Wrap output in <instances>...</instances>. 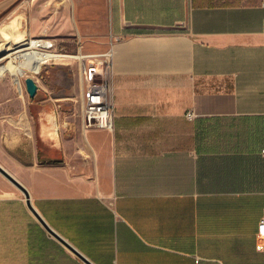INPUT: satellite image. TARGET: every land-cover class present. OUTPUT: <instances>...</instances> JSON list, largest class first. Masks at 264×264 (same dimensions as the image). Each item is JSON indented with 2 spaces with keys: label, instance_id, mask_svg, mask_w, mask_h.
<instances>
[{
  "label": "crops",
  "instance_id": "crops-1",
  "mask_svg": "<svg viewBox=\"0 0 264 264\" xmlns=\"http://www.w3.org/2000/svg\"><path fill=\"white\" fill-rule=\"evenodd\" d=\"M106 1L110 36L123 37L113 126L87 130L106 131L108 145L92 134L89 151H72L54 128L57 106L34 109L35 131L27 104L6 115L0 164L93 264H264L262 0ZM0 264L87 263L9 190Z\"/></svg>",
  "mask_w": 264,
  "mask_h": 264
},
{
  "label": "rangeland",
  "instance_id": "rangeland-1",
  "mask_svg": "<svg viewBox=\"0 0 264 264\" xmlns=\"http://www.w3.org/2000/svg\"><path fill=\"white\" fill-rule=\"evenodd\" d=\"M26 32L34 38L52 42L51 49L59 53L96 56L109 46L107 1L0 0V155L6 156L4 141L9 129L6 115L15 113V109L24 108L27 104H30L34 117L32 125L35 131H38V123L34 109H37L39 104L56 105L59 109V120L54 128L59 131L61 139L70 145L72 151H75L78 145L89 151L86 136L92 134L98 135L95 139L100 150L106 148V131L87 130L84 125L80 66L82 60L90 57H59L49 60L43 63L37 72L27 70L21 82H15L10 71L4 69L5 63L23 52L20 46L27 41L22 38ZM17 38L19 40L16 42ZM27 51L29 50L24 52ZM27 76L34 77L40 86V91L34 98H30L26 90ZM10 105L14 106L13 110ZM30 147L32 149V145ZM81 170L84 178L91 175L90 167H82ZM9 190L18 192L25 198L23 192L0 173V194Z\"/></svg>",
  "mask_w": 264,
  "mask_h": 264
},
{
  "label": "built area",
  "instance_id": "built-area-1",
  "mask_svg": "<svg viewBox=\"0 0 264 264\" xmlns=\"http://www.w3.org/2000/svg\"><path fill=\"white\" fill-rule=\"evenodd\" d=\"M261 3L264 6V0ZM122 39V36L113 34L110 36L109 46L104 52L96 54V56L84 55L90 57L87 60H82L83 62L80 66L84 102V125L86 128H111L113 126L114 45ZM50 43L53 46V43ZM186 115L191 118L194 113L189 111ZM257 246L264 248V209L258 225Z\"/></svg>",
  "mask_w": 264,
  "mask_h": 264
},
{
  "label": "bare ground",
  "instance_id": "bare-ground-1",
  "mask_svg": "<svg viewBox=\"0 0 264 264\" xmlns=\"http://www.w3.org/2000/svg\"><path fill=\"white\" fill-rule=\"evenodd\" d=\"M22 38H25L27 40L26 42H24L25 44H22L20 46V50H22L23 52H20L16 56H13L9 62L4 64V69L10 71L16 82L22 81L27 70H33L37 72L45 61L53 57L67 55L51 49L50 47L52 46V44L46 39L34 38L27 32L22 35ZM18 40L19 39L17 38L16 42ZM25 50L29 51L24 52ZM67 56H77V58L86 57L82 55Z\"/></svg>",
  "mask_w": 264,
  "mask_h": 264
},
{
  "label": "water",
  "instance_id": "water-1",
  "mask_svg": "<svg viewBox=\"0 0 264 264\" xmlns=\"http://www.w3.org/2000/svg\"><path fill=\"white\" fill-rule=\"evenodd\" d=\"M26 90L30 98H34L37 95L39 85L37 81L32 76H27L25 78ZM0 173L4 175L9 181H11L17 188H19L25 195V199L28 207L32 213L38 218V220L44 225L47 231L57 238L61 243H63L68 249H70L74 254H76L80 259H82L87 264H93L86 256H84L79 250H77L72 244H70L66 239L60 236L56 231H54L45 219L41 216L38 210L35 208L31 201V194L28 188L18 180L9 170H7L2 164H0Z\"/></svg>",
  "mask_w": 264,
  "mask_h": 264
}]
</instances>
